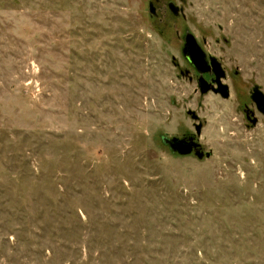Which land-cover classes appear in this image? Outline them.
Here are the masks:
<instances>
[{"label": "rangeland", "instance_id": "374dc122", "mask_svg": "<svg viewBox=\"0 0 264 264\" xmlns=\"http://www.w3.org/2000/svg\"><path fill=\"white\" fill-rule=\"evenodd\" d=\"M150 1L0 0V264H264V0ZM188 32L229 99L181 75ZM189 110L209 159L162 143Z\"/></svg>", "mask_w": 264, "mask_h": 264}, {"label": "flooded vegetation", "instance_id": "af4514ba", "mask_svg": "<svg viewBox=\"0 0 264 264\" xmlns=\"http://www.w3.org/2000/svg\"><path fill=\"white\" fill-rule=\"evenodd\" d=\"M174 3L177 6L180 7V10L178 12V14H175L174 12H172V10L169 7L170 3ZM151 4L153 5L155 11L151 12L150 8H151ZM149 11L151 14V17L154 19H157L159 23H162L164 21H162V19L159 18L160 15L164 16V19H166V16L169 15L171 16V18L174 19H178L180 17H184L185 16V11L184 8L180 5H178L177 3H175L174 1L170 0V1H165V0H155L150 1L149 3ZM195 36V35H194ZM187 33L185 35H183V48H182V54L184 57L185 63L188 64V67H186L184 70H181L180 73L182 76L188 77V79L190 81H197V85H198V89L200 93V87H199V80L201 78H203L205 80V87H211L210 91L208 93H214L215 95H218L220 97H222L223 99H229V98H224L221 93H217L215 90L220 88L219 82H218V77H221V82L227 84L229 86V93L231 96V86L230 83L235 80L238 79V77H240V72L239 70H234V71H228V69H226L225 65L223 64L222 60L219 59L217 56L213 55L212 53L206 51L204 49L203 46H201L200 42L198 41L197 37L195 36L197 45L203 50L202 52V56L204 57V61L201 62L202 64V69L203 71L201 72L189 59L191 56H193V52H189V50L187 51V55L184 53V48L186 46L187 43ZM204 42H206V40H204ZM217 57L219 62L221 63V69L217 68L212 61L211 57ZM177 65H179V63L175 62ZM256 85H253L250 89H248L245 97L247 100H245L243 102V107H242V111L244 113V116L246 118V120L249 122L248 125L255 127L258 123H259V118L257 116V113H261V111L258 108V104L257 102L252 98L253 94H254V88ZM259 86V85H258ZM260 87V86H259ZM260 89L263 91V89L260 87ZM264 92V91H263ZM202 94V93H201ZM207 94V93H206ZM263 114V113H261ZM264 115V114H263ZM257 119V123L255 126H253L251 124V122ZM194 133H190L187 135H191ZM185 136V135H184ZM183 137V136H182ZM169 148V147H168ZM190 155H194V153L190 154Z\"/></svg>", "mask_w": 264, "mask_h": 264}, {"label": "water", "instance_id": "95a60500", "mask_svg": "<svg viewBox=\"0 0 264 264\" xmlns=\"http://www.w3.org/2000/svg\"><path fill=\"white\" fill-rule=\"evenodd\" d=\"M169 7L172 10V12H174L175 14H178L180 10L179 6H177L176 4L172 2L169 4ZM150 10L151 12L155 11L152 4H151ZM186 39H187V43L184 48V53L187 55L188 50L189 52L194 53L193 56H191L190 58L188 57V55L187 57L202 72L203 69L201 67L202 66L201 62L204 61V57L202 56L203 50L197 45L195 36L192 33L188 32ZM211 58H212L213 64L217 68L221 69V63L219 62L218 58L215 56ZM218 82H219L220 88L216 89L215 91L217 93H221V95L224 98H229L230 97L229 86L221 82L220 76L218 77ZM204 85H205V80L201 78L199 80V87H200L202 94L208 93L211 89V87H205ZM252 98L257 102L258 108L261 111V113L264 114V92L260 89L258 85H256L254 88V94ZM188 114L191 116L193 120L196 121L195 123L196 133L191 134V135H185L183 137H177V136L169 137L167 135H163L161 137L162 143L168 146L173 154L186 156V155H190L194 153V155L200 160L209 159L213 156V151L212 150L206 151L203 145L201 144V142L198 140V137H200L202 133L203 123L201 122L199 115L195 111L189 110ZM256 123H257V119H254L251 122L253 126H255Z\"/></svg>", "mask_w": 264, "mask_h": 264}]
</instances>
